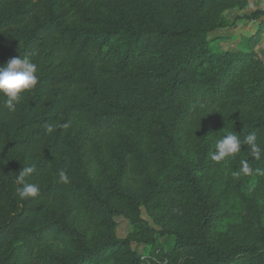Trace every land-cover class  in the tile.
Here are the masks:
<instances>
[{"label": "trees", "instance_id": "obj_1", "mask_svg": "<svg viewBox=\"0 0 264 264\" xmlns=\"http://www.w3.org/2000/svg\"><path fill=\"white\" fill-rule=\"evenodd\" d=\"M249 2L0 0V67L28 54L38 76L0 99V264H264V175L233 176L264 155L210 159L228 133L264 148V9L234 17L240 48L208 39Z\"/></svg>", "mask_w": 264, "mask_h": 264}, {"label": "clouds", "instance_id": "obj_2", "mask_svg": "<svg viewBox=\"0 0 264 264\" xmlns=\"http://www.w3.org/2000/svg\"><path fill=\"white\" fill-rule=\"evenodd\" d=\"M38 84L37 65L32 62L31 56L26 54L23 57H14L0 67V99H4L5 106L10 111H15L16 104L21 99V94L32 90ZM51 131V127L48 129ZM242 146H247L250 156L259 161L264 155V148L258 143L256 132H250L243 139L237 135L228 133L223 135L215 143V151L210 155V159L219 163L226 158L235 159L240 153ZM34 172L31 166L22 167L15 178L16 195L21 200L36 197L40 192L39 184L28 183L26 177ZM258 173L264 175V170L253 169L245 160L241 161L240 167L233 172L235 178L241 175H252ZM58 182L68 183L69 177L63 170L58 173Z\"/></svg>", "mask_w": 264, "mask_h": 264}, {"label": "rangeland", "instance_id": "obj_3", "mask_svg": "<svg viewBox=\"0 0 264 264\" xmlns=\"http://www.w3.org/2000/svg\"><path fill=\"white\" fill-rule=\"evenodd\" d=\"M260 7L264 9V0H250L249 5L242 10L234 9L228 13H224L222 21L224 22V27L219 31L223 37L214 38L209 36L210 45L216 50H225L240 48V46L245 42L252 33V28H255L254 22L235 20L237 14H243L245 12H250L254 8ZM233 26V27H232ZM255 50L258 53V56L264 63V32L260 34L259 42L255 46ZM142 218L148 223L149 226H154L152 221L143 213ZM117 225L115 229V234L117 237H124L126 234L132 232L133 228L131 224L122 219H115ZM163 239L159 238L158 243L162 242ZM172 243V239L169 241ZM155 249V247L145 246L142 250L143 255H147Z\"/></svg>", "mask_w": 264, "mask_h": 264}]
</instances>
